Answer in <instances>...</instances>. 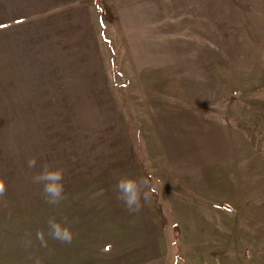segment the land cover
Segmentation results:
<instances>
[{"label": "rangeland", "instance_id": "rangeland-1", "mask_svg": "<svg viewBox=\"0 0 264 264\" xmlns=\"http://www.w3.org/2000/svg\"><path fill=\"white\" fill-rule=\"evenodd\" d=\"M0 178V264H264V0H0ZM51 217L70 245L35 239Z\"/></svg>", "mask_w": 264, "mask_h": 264}, {"label": "clouds", "instance_id": "clouds-1", "mask_svg": "<svg viewBox=\"0 0 264 264\" xmlns=\"http://www.w3.org/2000/svg\"><path fill=\"white\" fill-rule=\"evenodd\" d=\"M37 158L31 157L27 160V167L35 169L37 167ZM64 178L65 169L61 166L51 163H44L41 165L40 170L36 171L31 179L32 183L42 186V194L46 204L50 206H59L65 199L64 196ZM144 182H137L133 178L121 177L115 185L117 192V199L122 201L128 213L138 212L142 207V199L147 201L149 199V192L144 190ZM154 191V189H153ZM7 192V184L5 179L0 178V199L5 197ZM5 205L7 201L5 200ZM74 221H69L67 217L57 219L51 217L47 221V232L43 229L37 230L35 239L39 241L42 248L48 247V239L58 241L61 244L70 245L74 238L75 233L72 228ZM32 246V240L26 239L24 247L29 248ZM34 264H41V260L36 257Z\"/></svg>", "mask_w": 264, "mask_h": 264}, {"label": "crops", "instance_id": "crops-1", "mask_svg": "<svg viewBox=\"0 0 264 264\" xmlns=\"http://www.w3.org/2000/svg\"><path fill=\"white\" fill-rule=\"evenodd\" d=\"M197 246L193 247L198 249V257L195 254L196 264H202L201 262V252H202V243L201 241H197ZM150 251L146 252V256H135V257H120V258H106V259H99L98 264H177V261H171L169 258L166 257H155L152 256L154 253H149ZM152 254V255H151ZM142 255V254H141ZM151 255V256H150ZM185 261V260H184ZM181 264V263H180ZM182 264H187V261Z\"/></svg>", "mask_w": 264, "mask_h": 264}]
</instances>
